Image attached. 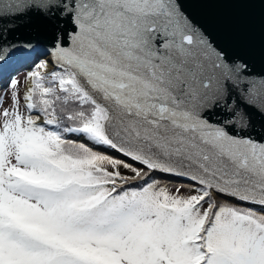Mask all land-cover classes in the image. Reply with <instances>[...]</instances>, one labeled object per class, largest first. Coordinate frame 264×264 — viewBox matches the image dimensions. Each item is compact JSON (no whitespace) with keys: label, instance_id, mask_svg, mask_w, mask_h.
<instances>
[{"label":"snow or ice","instance_id":"snow-or-ice-1","mask_svg":"<svg viewBox=\"0 0 264 264\" xmlns=\"http://www.w3.org/2000/svg\"><path fill=\"white\" fill-rule=\"evenodd\" d=\"M0 82V264H264V0H0Z\"/></svg>","mask_w":264,"mask_h":264},{"label":"rangeland","instance_id":"rangeland-1","mask_svg":"<svg viewBox=\"0 0 264 264\" xmlns=\"http://www.w3.org/2000/svg\"><path fill=\"white\" fill-rule=\"evenodd\" d=\"M27 61L26 60H23V61H20L18 62L17 64H15L13 67H12V70L15 71L16 69H19V79L21 81H23L24 79V76L26 75L27 71H28V68H27ZM51 70V69H49ZM4 83L5 82H0V88L1 90L3 89L4 87ZM21 91L23 92V88L21 89ZM9 103V100H8V97L5 96V106H7Z\"/></svg>","mask_w":264,"mask_h":264},{"label":"water","instance_id":"water-1","mask_svg":"<svg viewBox=\"0 0 264 264\" xmlns=\"http://www.w3.org/2000/svg\"><path fill=\"white\" fill-rule=\"evenodd\" d=\"M34 23H35V21H34ZM19 33H20L21 35H26V34H27V28H21V29L19 30ZM23 60H25V59H20V60H18L17 62H15V63L12 65V67H13L15 64H17L18 62L23 61Z\"/></svg>","mask_w":264,"mask_h":264},{"label":"trees","instance_id":"trees-1","mask_svg":"<svg viewBox=\"0 0 264 264\" xmlns=\"http://www.w3.org/2000/svg\"><path fill=\"white\" fill-rule=\"evenodd\" d=\"M0 90H1V88H0Z\"/></svg>","mask_w":264,"mask_h":264}]
</instances>
